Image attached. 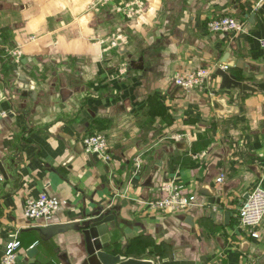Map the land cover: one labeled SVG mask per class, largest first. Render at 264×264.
<instances>
[{
	"label": "crops",
	"instance_id": "0c3cea01",
	"mask_svg": "<svg viewBox=\"0 0 264 264\" xmlns=\"http://www.w3.org/2000/svg\"><path fill=\"white\" fill-rule=\"evenodd\" d=\"M224 13L247 30L211 31ZM262 37L264 0H0V263L19 230L23 264H95L81 228L35 227L107 212L122 258L264 264V219L255 237L235 215L264 188ZM197 66L211 68L203 86L174 82ZM97 131L108 158L84 150ZM168 180L220 207L152 208ZM44 190L59 207L31 219L25 201Z\"/></svg>",
	"mask_w": 264,
	"mask_h": 264
},
{
	"label": "built area",
	"instance_id": "2783aa9c",
	"mask_svg": "<svg viewBox=\"0 0 264 264\" xmlns=\"http://www.w3.org/2000/svg\"><path fill=\"white\" fill-rule=\"evenodd\" d=\"M207 27L211 31L240 33L247 30V23L239 19L234 14L224 13L214 15L207 21ZM260 45L264 47V37L260 38ZM227 68V64L221 65ZM211 72L209 66H197L189 68H180L174 73V82L184 89L201 87L205 84ZM184 132H175L171 135L173 140L184 138ZM84 150L86 152L99 153L104 158H108L109 138L102 131L86 133L82 139ZM143 158L138 155L135 160V169H140ZM224 174L218 176V180L223 179ZM0 178L3 173L0 170ZM161 189L165 192L161 196L148 201L149 206L158 210H185L192 205H200L217 209L218 204H208L201 202L196 193L188 192L182 183L176 180L165 181L161 185ZM59 207V202L47 191H41L36 196H30L25 201V214L31 219H38L51 215ZM235 215L241 225L247 230L251 236H259L258 226L264 219V188L260 185L253 187L248 196L235 209ZM21 245L19 230H16L15 236L6 244L5 254L0 264H15L18 257V248Z\"/></svg>",
	"mask_w": 264,
	"mask_h": 264
},
{
	"label": "water",
	"instance_id": "95a60500",
	"mask_svg": "<svg viewBox=\"0 0 264 264\" xmlns=\"http://www.w3.org/2000/svg\"><path fill=\"white\" fill-rule=\"evenodd\" d=\"M0 110H2V104L0 103ZM0 170L6 174V169L2 162L0 161ZM107 212H101L93 217L84 219L82 223L77 222H51L48 224H43L36 226L35 228L39 231L41 238L48 239L53 234L58 231L70 228L79 227L84 233V237L87 244V249L90 254H92L96 261L95 264H154L153 260L149 258H140L135 256H129L122 258L120 253H115L108 250L111 244V235L108 231V226L114 225L115 222L107 217ZM232 213L230 210L225 212L226 222L230 219ZM6 245L3 246L1 254H5ZM38 248L36 246H31L27 250L29 257H33ZM19 264H23L21 256L17 257ZM191 264H196L192 263Z\"/></svg>",
	"mask_w": 264,
	"mask_h": 264
}]
</instances>
